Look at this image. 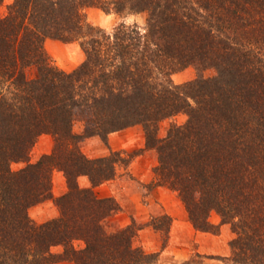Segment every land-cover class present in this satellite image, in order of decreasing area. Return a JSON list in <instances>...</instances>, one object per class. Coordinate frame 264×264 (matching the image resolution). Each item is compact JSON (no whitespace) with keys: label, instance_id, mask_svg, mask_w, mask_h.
I'll list each match as a JSON object with an SVG mask.
<instances>
[{"label":"trees","instance_id":"1","mask_svg":"<svg viewBox=\"0 0 264 264\" xmlns=\"http://www.w3.org/2000/svg\"><path fill=\"white\" fill-rule=\"evenodd\" d=\"M89 7L146 12L147 25L107 32L87 21ZM47 39L80 40L85 61L60 69ZM190 66L199 77L175 84L174 74ZM210 68L217 74L206 78ZM178 114L187 121L160 138L161 122ZM78 118L83 135L74 131ZM136 125L158 153L157 184L178 192L194 227L219 234L228 224L236 234L230 257H194L264 264V0H14L0 19V264H158L159 253L134 246L135 223L104 226L121 206L95 187L116 177L122 154L92 159L80 148ZM45 134L54 149L32 163ZM20 162L26 166L14 170ZM56 170L68 184L57 198ZM82 176L92 187L79 184ZM49 199L60 216L37 224L29 210ZM56 246L64 250L54 253Z\"/></svg>","mask_w":264,"mask_h":264},{"label":"rangeland","instance_id":"2","mask_svg":"<svg viewBox=\"0 0 264 264\" xmlns=\"http://www.w3.org/2000/svg\"><path fill=\"white\" fill-rule=\"evenodd\" d=\"M13 2H14V0H12L10 3H5V0H4V2H2L0 4V19H2L3 17H5L7 15L8 7ZM85 14H86V19L89 23H91L94 26H97V27H99V28H101L107 32H112L113 29L115 27H117L118 25H120L121 23H126L127 25H137L140 28L144 29L147 25V20H148V13H146V12L145 13H139V14H127V13H125L123 15H119V14H116L114 12L107 14L97 7L87 8L85 10ZM105 15H107V16H105ZM47 40H49V39H47ZM47 40H46V48H47V51L50 55V58H51L52 62L56 66H58L60 69L66 71V72H73L85 61L86 54H85V51L82 47L80 40L72 42V45H69V46L65 45L63 48H57L56 50H54L51 45L47 46ZM52 40H55V39H52ZM57 41H59V40H57ZM62 43H64V42H62ZM64 44H68V43H64ZM81 55H82V57H84V58H82V60H81ZM202 74L206 78H211L217 74V71L214 68H210L208 70H205ZM199 75H200V71H198L195 67L190 66V67L174 74L173 81L175 84L182 85V84H185L187 82H190V81L197 79L199 77ZM186 121H187V116L185 114H178L177 116H175L171 119H167V120L161 122V124L159 126L158 136L160 138L166 137L168 134V130L170 129L172 124L181 125V124H184ZM140 126L143 128L142 125H140ZM143 130H144V128H143ZM74 131L76 134H79V135H83L85 133V124H84L83 120H81L79 118L75 120ZM144 133H145V130H144ZM49 136H51L53 138L52 135L45 134V135H42L38 139V142L36 143V145L34 146L32 152L30 154V161L32 163L38 162L39 159L44 155L43 154V148H45L47 146V141H49V139H47V138H50ZM93 137H95V136H93ZM98 137H100V136H98ZM108 138H109V136H108ZM87 139L88 138L84 139L80 143V148L82 151H83V148L85 146V141ZM101 139L103 140V138H101ZM53 140H54V138H53ZM103 141L105 143H108V139H107V141H105V140H103ZM54 145H55V141H54ZM54 145H53V149H54ZM145 150H148L158 160V153L156 152V150L146 148V133H145ZM113 152H115V151H111L110 154H108L107 156H104V157L110 156ZM116 152H119V151H116ZM141 152H142V150H140V149L135 150V151L128 153V154H123L122 152H119L122 154V157H120V158H124V161L118 162L117 165L120 166L121 169L125 168V170H126L131 165V162L133 161V159H135V157H137ZM98 158H102V157H98ZM92 159H95V158H92ZM158 163H159V160H158ZM25 166H26L25 163L20 162V163L13 164L12 167L14 170H19ZM155 168L153 169V171L150 174L154 178L153 183L156 182V184H157L158 177L155 174ZM59 173H62L63 176L65 177L64 173L61 171L56 170L54 172V175H53V194H54L55 198L63 195L64 193H66L68 191V184H67V180L65 177L67 189H66V191H62V193H60L59 195H56V192L59 190V185H60ZM131 180H132L131 183L134 186L136 184L135 178L132 177ZM158 186H161V185H158ZM149 187H153V184L150 183ZM162 187L167 189V191L170 194L175 195L176 200L179 202V204H181V210L185 214L186 219H188V221H190L186 207H185L184 203L182 202L178 192H176V191H174V190H172L166 186H162ZM149 189H152V188H149ZM119 195H120L121 200L124 202V204L127 205V207L129 208L128 211L131 213L130 223L128 225H122L121 222L119 221V217H118L119 211H118V212L114 213L109 219H107V221H105L104 226L108 232H116V231H120V230H122V229H124V228L135 223L136 228L139 230H138L136 237L133 240L134 246L142 247L145 251H147V249H145L143 247V241H145L146 239L143 238L141 235V230L146 225L144 218L138 219L136 217V215H134L135 209L132 208L131 205L126 201L127 196L123 195V193H121V192ZM113 198H115V197H113ZM119 204H120V202H119ZM120 206H121V204H120ZM153 208H154L153 210L155 213V220H153V223H154V225H156L160 228V230H156V228H154L156 226L153 227L156 232L157 231L160 232L159 237H155V239L153 240L154 244L156 243L157 248H159V249H157L158 252H160V250H161V252H160L161 254L159 253L160 256H159L158 264H179V263H177V261L175 260L173 254L171 252L170 231H168V233L166 232L168 230L169 226L171 227L172 220L170 222L167 219V217H165L166 216L165 215L166 210L163 207L159 206L158 204H155ZM29 214H30L31 218L37 224H42V223H45V222L50 221L52 219L58 218L60 216V210H59L58 206L56 205L55 199H49V200L44 201L43 203H40V204L32 207L29 210ZM210 221L216 225L221 224V217L216 212H212L210 215ZM193 227H194V225H193ZM195 230L197 231V233H201L202 237L204 236L203 239L201 237L203 246H201V244L199 243L198 240L194 241L193 244H190L191 245L190 246L191 247V254L187 260L183 261L180 264H184L185 262L189 261L190 259L195 260L193 264H219L217 261L212 260V259L195 258L194 256L197 253L202 254L204 256L230 257L232 255L230 242L232 239H234L236 237V234L232 231L230 225H228V224L222 225L220 228L219 234H213V233H209V232L199 231L196 228H195ZM75 245H76V247L82 248L85 246V243L83 241H77L75 243ZM63 250L64 249L62 246H56L52 249V251L54 253H60ZM154 253H156V251ZM63 262H70L71 264H74L71 261H61V262H58L55 264H60Z\"/></svg>","mask_w":264,"mask_h":264},{"label":"crops","instance_id":"3","mask_svg":"<svg viewBox=\"0 0 264 264\" xmlns=\"http://www.w3.org/2000/svg\"><path fill=\"white\" fill-rule=\"evenodd\" d=\"M12 0H5V3H10ZM107 16V15H105ZM51 45L54 50L63 48L65 45H72V43L64 44L57 40H47V46ZM81 55V60H82ZM47 141V146L43 148V154H49L53 150L54 140L51 136ZM142 150V152L133 159L129 168L121 169L117 165L116 177L107 181L97 187L95 191L100 198H113L121 204L118 217L122 225L130 223L131 213L128 211L127 205L120 198V192L127 196L126 201L135 209L134 215L138 219L144 218L145 227L141 230V235L145 238L143 247L149 253L158 252L156 243L153 240L159 237V231H155L151 222L155 219L154 205L158 204L163 207L166 212L165 215L171 217L172 224L170 227L171 252L177 261L182 263L187 260L191 254V245L194 241H199L202 245V234L197 233L193 225L181 210V204L176 200L174 194H170L167 189L158 186L156 182L153 183V176L150 174L158 165V160L148 151L145 150V133L140 125L127 128L122 131L114 132L109 135L108 143H105L100 137L95 136L88 138L85 141L83 151L90 158L104 157L110 154L111 151H119L123 154L131 153L135 150ZM60 175L59 190L56 195L66 191L67 184L62 173ZM132 177L135 178V185L131 183ZM134 182V181H133ZM152 183L153 187H149ZM79 184L82 187H92L88 177L82 176L79 178ZM152 188V189H149ZM56 189V188H55ZM54 189V190H55ZM124 197V196H123ZM202 237V239H201ZM201 239V240H200ZM156 245V246H155ZM155 246V247H154ZM161 254V253H160ZM60 264H71L70 262H63Z\"/></svg>","mask_w":264,"mask_h":264}]
</instances>
